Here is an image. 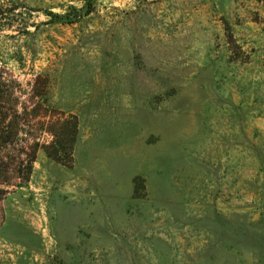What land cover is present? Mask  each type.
Segmentation results:
<instances>
[{
	"label": "rangeland",
	"instance_id": "obj_1",
	"mask_svg": "<svg viewBox=\"0 0 264 264\" xmlns=\"http://www.w3.org/2000/svg\"><path fill=\"white\" fill-rule=\"evenodd\" d=\"M0 127V264H264V0H0Z\"/></svg>",
	"mask_w": 264,
	"mask_h": 264
},
{
	"label": "trees",
	"instance_id": "obj_2",
	"mask_svg": "<svg viewBox=\"0 0 264 264\" xmlns=\"http://www.w3.org/2000/svg\"><path fill=\"white\" fill-rule=\"evenodd\" d=\"M7 130H6V127H0V140H2V141H4V142H7ZM3 151V147L2 146H0V152H2ZM16 157L18 158V163H20V164H22V163H24V161H25V159H22V157H21V154H18V155H16ZM35 160V153H34V155H32L29 159H28V167H29V170L32 168V166H31V163L33 162ZM0 180H2L1 178H0ZM5 180V179H4ZM3 180V181H4ZM0 198H2V197H0Z\"/></svg>",
	"mask_w": 264,
	"mask_h": 264
}]
</instances>
